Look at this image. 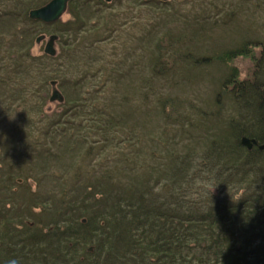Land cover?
<instances>
[{
    "label": "trees",
    "instance_id": "1",
    "mask_svg": "<svg viewBox=\"0 0 264 264\" xmlns=\"http://www.w3.org/2000/svg\"><path fill=\"white\" fill-rule=\"evenodd\" d=\"M223 1V9L216 13L221 14L215 17L217 25L235 19L234 5ZM46 2L27 0L24 6L19 2L0 11V19L22 17L29 25H57L28 17L29 9ZM90 3L107 5L102 0H69L72 16L60 25L61 31H55L59 40L63 32L75 38L86 26ZM45 57L52 61L58 56ZM242 57L253 62L250 78L239 80L237 67L228 66L214 111L179 94H160L158 111L173 125L167 129L173 134L165 138L157 130L152 135L142 122L139 149L118 153L113 166L89 165L93 145L84 148L89 153L86 161L81 148H71L78 170L66 165L51 169L42 157L52 154L60 159L56 144L59 152L47 148L45 153H34L21 139L13 140L8 149L0 148L9 153L0 156L5 159L0 165V264L12 260L17 264H264V150L256 145L248 149L240 142L243 135L264 142V41L250 39L213 58L229 65ZM173 63H155L151 69L159 77L170 75ZM76 84L75 80L65 88L70 105L52 116V122L43 115L48 119L42 126L45 133L57 131L62 120L69 123V115L83 121L84 104L67 93L75 92ZM10 98L20 101L17 93ZM144 100L142 104L145 95ZM225 101L233 104L227 112L234 111L225 127L208 126L209 116L219 118L227 110L221 108ZM124 103L128 104L125 97ZM114 107L104 108L103 120L97 118L102 110L91 111L90 119L102 125L98 134L104 140L106 128L122 118L120 104ZM54 135L44 136L54 143ZM30 160L42 168L35 189L24 182L32 176L25 169Z\"/></svg>",
    "mask_w": 264,
    "mask_h": 264
},
{
    "label": "rangeland",
    "instance_id": "2",
    "mask_svg": "<svg viewBox=\"0 0 264 264\" xmlns=\"http://www.w3.org/2000/svg\"><path fill=\"white\" fill-rule=\"evenodd\" d=\"M102 1L107 5L89 4L85 10L89 17L87 24L80 27L75 38L63 32V38L55 40L58 57L52 61L46 60L44 45L48 36L61 31L60 25L71 18L68 9L57 25H29L22 17L0 19V148L8 149L18 139L21 144L31 146L34 153L37 150L45 153L47 148L56 152L57 145L60 159L52 154L42 157L51 169L66 165L78 170L71 148H81L86 161L89 153L84 148L93 145L89 165L113 166L118 153L128 155L139 149L142 122L145 131L150 130L152 135L157 130L165 138L173 134L167 130L173 125L166 123L158 111L160 94H179L194 100L200 108L216 110L214 99L228 66H236L239 80H243L250 78L253 62L242 57L226 65L213 57L250 39L264 41V0H226L236 10L234 21L227 25H217L215 18L221 16L216 13L223 9V0ZM19 2L24 6L27 0H0V11L14 8ZM41 34L45 38L37 43L35 39ZM253 49L260 53L259 47ZM172 60L170 75H154L151 68L155 63L167 66ZM75 80L76 91L71 89L67 93L84 104L83 121L69 115L66 116L69 123L62 120L56 126L57 131L50 129V133H45L42 126L48 119H42L43 115L52 122V116L66 108L69 98L65 88ZM115 80L119 84L115 85ZM53 88L60 91L62 100L49 99ZM13 93H17L20 101L11 100ZM144 95L146 103L142 104ZM124 97L128 104L124 103ZM115 103L120 104L122 118L114 127L106 128L104 140L98 134L103 130L102 125L90 119L91 111L102 110L97 118L103 120L104 108L115 110ZM230 106L233 104L225 101L221 108L227 110L219 118L215 114L209 116L207 125L224 128L226 118L234 112H227ZM237 114L243 118L241 111ZM42 134H55L54 143ZM182 141L185 140L178 142ZM3 153L0 149L1 157L9 154ZM4 161L0 158V165ZM25 169L32 176L24 182L35 189L34 180L40 178L42 168L30 160Z\"/></svg>",
    "mask_w": 264,
    "mask_h": 264
},
{
    "label": "water",
    "instance_id": "3",
    "mask_svg": "<svg viewBox=\"0 0 264 264\" xmlns=\"http://www.w3.org/2000/svg\"><path fill=\"white\" fill-rule=\"evenodd\" d=\"M110 1V0H105ZM165 1V0H164ZM69 0H49L45 4L37 7L32 8L28 11V16L30 19L33 20H40L44 23H53L61 18V16L66 12L67 10V4ZM45 38V35L41 34L38 35L35 39L37 43L41 42ZM57 35L51 34L48 36L45 45H44V53L49 56H55L56 55V48H55V40L57 39ZM54 84V82H51ZM50 100H62L63 96L61 95L60 91L56 88H53L51 91V94L49 96ZM240 142L242 145H244L246 148L251 149L253 144L257 145L259 149H264V143L257 144V141L253 138H249L246 136H242L240 139Z\"/></svg>",
    "mask_w": 264,
    "mask_h": 264
},
{
    "label": "clouds",
    "instance_id": "4",
    "mask_svg": "<svg viewBox=\"0 0 264 264\" xmlns=\"http://www.w3.org/2000/svg\"><path fill=\"white\" fill-rule=\"evenodd\" d=\"M9 264H17V262L15 260H12L9 262Z\"/></svg>",
    "mask_w": 264,
    "mask_h": 264
}]
</instances>
